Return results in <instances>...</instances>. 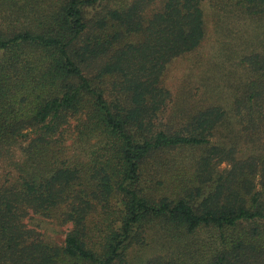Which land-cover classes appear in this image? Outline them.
I'll list each match as a JSON object with an SVG mask.
<instances>
[{
  "label": "trees",
  "instance_id": "1",
  "mask_svg": "<svg viewBox=\"0 0 264 264\" xmlns=\"http://www.w3.org/2000/svg\"><path fill=\"white\" fill-rule=\"evenodd\" d=\"M223 2L264 18V0ZM0 11V158L26 142L18 178L0 185V264H130L149 225L170 251L149 264H264V154L213 143L221 104L159 118L173 100L168 64L206 39L203 0H0ZM253 42L232 84L249 131L264 123V39ZM92 139L86 157L71 153L69 140ZM184 148L203 153L167 177ZM31 213L71 223L64 243L29 228Z\"/></svg>",
  "mask_w": 264,
  "mask_h": 264
},
{
  "label": "rangeland",
  "instance_id": "2",
  "mask_svg": "<svg viewBox=\"0 0 264 264\" xmlns=\"http://www.w3.org/2000/svg\"><path fill=\"white\" fill-rule=\"evenodd\" d=\"M27 1L29 0H19L20 3ZM103 1L107 2V0ZM100 9V4L89 8L86 13L87 18H93ZM203 9L207 29L206 39L197 50L177 57L168 64L164 83L170 89L173 100L161 113L160 121L166 126H172L179 124L183 118L200 107L221 104L228 115L225 122L218 128L213 143L233 148L239 159L253 154H264V123L258 130L245 129V123L235 108L232 88V84L237 79L246 76V72L238 67L235 56L251 48L254 49L256 46L254 40L264 39V18L241 15L240 12L230 13L223 0H203ZM0 14H2L1 11ZM18 26L21 25L18 24ZM0 27L5 28V23L0 21ZM230 72L233 75L230 76ZM94 143L96 139H92L83 147H78L72 145L70 140L68 141L71 153H77L83 157L91 152ZM24 146L26 142H23L21 147L15 145L11 155L0 158V185L10 184L18 178L19 170L15 163L23 160ZM202 153V150L193 148H184L183 151L175 150L171 156L176 160L178 168L166 176L171 177L172 173L178 178L182 174L187 175V171L195 167L192 165L194 160ZM230 166L229 163L224 162L219 165V169H228ZM165 191L169 193L171 189ZM100 221L99 212L90 215L89 227H95ZM25 223L29 228L41 233L47 240L57 244L64 243L66 233L72 228L71 223H60L55 218H47L35 213L27 216ZM145 235L144 244H133L128 249L130 264H149L155 257H168L170 251H168V242L162 229L149 225Z\"/></svg>",
  "mask_w": 264,
  "mask_h": 264
}]
</instances>
